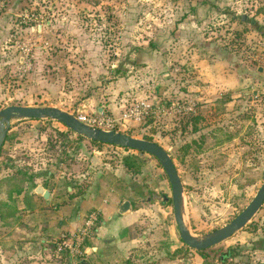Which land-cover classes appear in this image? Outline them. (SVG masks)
I'll return each instance as SVG.
<instances>
[{"label":"rangeland","instance_id":"1","mask_svg":"<svg viewBox=\"0 0 264 264\" xmlns=\"http://www.w3.org/2000/svg\"><path fill=\"white\" fill-rule=\"evenodd\" d=\"M127 96L116 130L170 154L188 230L203 238L227 225L263 181L264 0H0V110L109 114ZM138 100L156 105L155 114L121 120ZM11 126L0 178L21 171L44 183L51 172L76 192L114 170L137 210L129 228L135 242L120 264H264V203L204 261L179 237L171 188L153 156L138 163L136 151L95 146L52 119H13ZM152 194L168 200L142 202ZM3 202L12 209L0 193ZM1 209L0 264L86 258L55 254L52 242L41 250L32 232L18 229L21 214Z\"/></svg>","mask_w":264,"mask_h":264},{"label":"crops","instance_id":"2","mask_svg":"<svg viewBox=\"0 0 264 264\" xmlns=\"http://www.w3.org/2000/svg\"><path fill=\"white\" fill-rule=\"evenodd\" d=\"M129 99V96L121 99L123 104H119L118 109L116 106L107 109L110 110L108 115L116 119L120 114V108L123 111L127 107ZM132 104L129 103V106ZM87 107L90 110L89 104ZM79 111L85 113L84 107ZM102 112L104 111L98 108V114H103ZM92 113L94 112L89 111L85 114ZM154 114L150 113L148 116ZM113 172L112 169H104L88 181L85 188L76 192L71 186H65L62 177L51 176V172L46 176L44 183L29 180L22 192L14 196L13 205L18 215L21 214L23 223L18 229L32 232L33 237L38 240L37 247L48 252L50 242L54 244L55 240L63 235L77 231L87 215L94 211L98 219L92 233L84 240L82 251L86 258L79 264H120L133 247L131 243L135 242L129 236V228L136 221L137 210L128 198L127 188L118 186V179ZM38 187L42 190L39 191ZM45 192L48 194L45 195ZM126 200L130 202V209L120 214L118 209Z\"/></svg>","mask_w":264,"mask_h":264},{"label":"water","instance_id":"3","mask_svg":"<svg viewBox=\"0 0 264 264\" xmlns=\"http://www.w3.org/2000/svg\"><path fill=\"white\" fill-rule=\"evenodd\" d=\"M13 119H36L42 122L45 119L56 120L73 133L82 136L86 139L109 144L119 147H125L138 151L141 159H144L146 154L153 156L161 165L166 174L170 188L171 201L173 207V217L179 232L181 241L188 247L195 250H202L214 246L221 241L229 238L233 233L241 229L261 208L264 203V171L262 172V183L258 188L256 194L245 208L234 217L227 225L214 231L213 233L203 237L197 238L194 236L184 224L182 217V185L180 177L177 173L176 166L170 154L161 147L158 143L136 138L131 135L115 131L103 130L99 128L90 127L80 122L75 115L70 114L60 108L53 106H22L10 105L0 110V148L2 147L6 133L11 127ZM39 191L42 190L38 187ZM48 192H45L47 195ZM163 199L168 200V197L157 194H152L142 202H150L151 200ZM130 209V202L123 201L118 209L120 214L127 212Z\"/></svg>","mask_w":264,"mask_h":264},{"label":"built area","instance_id":"4","mask_svg":"<svg viewBox=\"0 0 264 264\" xmlns=\"http://www.w3.org/2000/svg\"><path fill=\"white\" fill-rule=\"evenodd\" d=\"M155 110L156 106H154V104L139 100L130 106L128 111L121 117V120L139 121L142 117L150 113H155ZM75 117L80 122L90 127L117 131L116 124L118 123V119H115L111 115L98 113L85 114L79 112L75 114ZM97 219V213L94 211L90 212L77 231L69 235H63L60 239L55 241V253L60 254L69 252V254L74 255L83 252L84 240L92 233Z\"/></svg>","mask_w":264,"mask_h":264},{"label":"trees","instance_id":"5","mask_svg":"<svg viewBox=\"0 0 264 264\" xmlns=\"http://www.w3.org/2000/svg\"><path fill=\"white\" fill-rule=\"evenodd\" d=\"M194 119H198L197 117H195ZM30 120H36V119H30ZM11 129H12V126L9 128V130L7 131V133H6V137H5V141H4V143H3V145H2V147L0 148V159L2 158V156H3V154H4V151H5V146H6V144H7V142L8 141H11L14 137H15V135H13L12 133H11ZM68 132H71V133H73L71 130H69L68 129ZM67 135V134H66ZM68 136V135H67ZM79 138H84V137H82V136H79V135H77ZM91 144H93V145H95V146H104V145H109V144H103V143H100V142H96V141H93V140H89V139H87ZM148 140H150L151 141V139H149L148 138ZM109 146H111V145H109ZM112 146H114V145H112ZM115 147V146H114ZM116 147H119V146H116ZM123 149H129V148H125V147H122ZM131 150H133V149H131ZM134 151H136V150H134ZM137 153H138V151H136ZM136 159H137V162L138 163H141L144 159H141L140 157H139V155H137V157H136ZM18 172V173H17ZM16 173L18 174V176H14V175H6V176H4V177H2V178H0V193L2 194V195H4L5 196V198H7V199H9V200H11V201H13L14 202V200H15V198H14V196H17V195H19L21 192H22V190L24 189V185H25V183L26 182H28L29 180H31V179H28V178H26V174L25 173H22V174H20V172L21 171H17ZM2 206H5V207H8V208H10L11 209V206H9L8 204H6V203H2V205L0 206V212H1V207ZM12 211H11V213H15L16 212V209H15V207H14V205L12 206V209H11ZM184 246H186L187 248H190V247H188L187 245H185V244H183ZM212 247V246H211ZM211 247H208V248H205V249H202V250H196L200 255H201V257L203 258V260L204 261H206V258H207V254H206V252H207V250L209 249V248H211ZM190 249H192V248H190ZM229 254H227V256H228ZM226 255H223V256H221V260L222 261H224V259L226 258L225 257Z\"/></svg>","mask_w":264,"mask_h":264}]
</instances>
